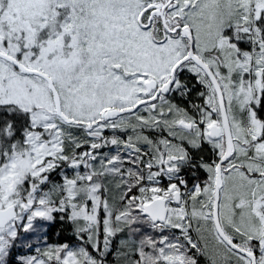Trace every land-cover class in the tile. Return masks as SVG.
<instances>
[{"label":"snow or ice","instance_id":"1","mask_svg":"<svg viewBox=\"0 0 264 264\" xmlns=\"http://www.w3.org/2000/svg\"><path fill=\"white\" fill-rule=\"evenodd\" d=\"M0 264H264V0H0Z\"/></svg>","mask_w":264,"mask_h":264}]
</instances>
